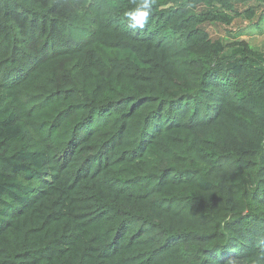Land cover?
I'll return each mask as SVG.
<instances>
[{
    "label": "trees",
    "instance_id": "obj_1",
    "mask_svg": "<svg viewBox=\"0 0 264 264\" xmlns=\"http://www.w3.org/2000/svg\"><path fill=\"white\" fill-rule=\"evenodd\" d=\"M141 2L0 0V264H264V0Z\"/></svg>",
    "mask_w": 264,
    "mask_h": 264
},
{
    "label": "rangeland",
    "instance_id": "obj_2",
    "mask_svg": "<svg viewBox=\"0 0 264 264\" xmlns=\"http://www.w3.org/2000/svg\"><path fill=\"white\" fill-rule=\"evenodd\" d=\"M191 13L200 12L201 8L193 7L189 8ZM204 27L213 39L222 38L224 42L233 41L232 34L238 29H242L244 32L241 33L236 39H244L251 44L257 51L264 56V18L260 23V28H257L254 24L244 20H235L230 25H223L214 22H204ZM236 30V31H235ZM231 48H227L226 53L230 54Z\"/></svg>",
    "mask_w": 264,
    "mask_h": 264
},
{
    "label": "clouds",
    "instance_id": "obj_3",
    "mask_svg": "<svg viewBox=\"0 0 264 264\" xmlns=\"http://www.w3.org/2000/svg\"><path fill=\"white\" fill-rule=\"evenodd\" d=\"M151 0H142L139 7L127 13L128 27L133 31L143 29L151 14Z\"/></svg>",
    "mask_w": 264,
    "mask_h": 264
}]
</instances>
